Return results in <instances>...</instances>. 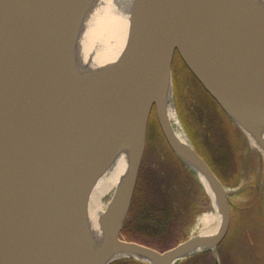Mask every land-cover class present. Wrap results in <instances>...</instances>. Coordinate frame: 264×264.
<instances>
[{
  "label": "water",
  "instance_id": "95a60500",
  "mask_svg": "<svg viewBox=\"0 0 264 264\" xmlns=\"http://www.w3.org/2000/svg\"><path fill=\"white\" fill-rule=\"evenodd\" d=\"M95 0H0V264H109L119 257L176 264L217 247L232 219L229 194L170 117L179 52L227 114L264 150V1L134 0L126 46L97 69L78 65L84 20ZM155 108L169 144L202 172L222 221L161 251L126 240ZM128 165L101 217L90 192L122 151Z\"/></svg>",
  "mask_w": 264,
  "mask_h": 264
},
{
  "label": "rangeland",
  "instance_id": "374dc122",
  "mask_svg": "<svg viewBox=\"0 0 264 264\" xmlns=\"http://www.w3.org/2000/svg\"><path fill=\"white\" fill-rule=\"evenodd\" d=\"M200 98L203 105H205L204 100L209 105L206 91L198 83L180 54L177 52L173 60V83L170 94V104H173L180 126L188 136L190 143L200 151L212 166H215V170L222 173V164L219 162L217 163L212 157L213 153L211 149H214L213 145L215 143L211 139L209 133L205 134L209 125V119L206 115L207 107H205L206 105L203 106L200 104ZM210 108L214 119H216L212 104L208 107L209 112ZM219 127L220 133L224 136H228L225 129L227 126L221 123ZM233 136L231 142L235 143L236 146V167L238 165L236 179L233 183H225L227 188L230 189L228 192L232 219L230 229L218 248V254L222 259V264H264V150H262L256 140H254L248 132H242L238 127H236V132L233 133ZM173 158L174 154L172 153V148L164 135L157 112L154 110L150 117L148 127L147 148L142 163V173L145 172L146 175V171L148 170L150 174L148 167L151 166L149 165L151 163L155 164L154 167L157 170H164L168 163H161L162 165H158V162L160 159L168 161L170 162L168 165L170 169L167 167L165 171L167 175L171 172V176L176 181V185L179 184L180 186L181 181L184 180L185 183H189V185L193 186L195 189L194 194L191 195L179 189H177L179 191L176 190L175 193L176 205L179 198L181 199V197L184 196L182 199H185L182 206L177 205L175 208L177 212L180 207L182 215L179 214V219L178 215L173 217L175 229L173 228L174 237H172V239L179 243L193 235L201 234L197 225L199 222L198 217L203 212H209L212 215L214 213L215 215L218 213V210L215 203L208 199L209 197L197 175H195L188 166H185L186 170L197 183L193 184V180L188 177L186 170H184L179 163L174 161ZM146 160L152 161L151 163H145ZM226 173L229 177L232 176L231 172L227 171ZM140 182L139 185L141 184ZM139 185L137 184V187H139ZM171 185L172 182H167L166 180L164 186L161 188L159 187L157 193L163 194L166 192V189L171 190V188H174L171 187ZM148 186L149 182L146 180L140 187V193L144 196L143 198H146L144 192ZM151 193L153 192L151 191ZM246 223L251 224L253 235L257 241L255 247L248 249L245 248L244 245V236L247 235V229L246 226H244L247 225ZM122 235L125 237L123 231ZM234 235V239H231ZM193 255L183 258L177 264H210L213 261L215 264L214 259L211 261L202 257L198 258L195 254ZM213 256H215V254ZM131 260L132 261L125 264H148L138 260Z\"/></svg>",
  "mask_w": 264,
  "mask_h": 264
},
{
  "label": "trees",
  "instance_id": "16d2710c",
  "mask_svg": "<svg viewBox=\"0 0 264 264\" xmlns=\"http://www.w3.org/2000/svg\"><path fill=\"white\" fill-rule=\"evenodd\" d=\"M192 74L194 75L198 83L202 86V88L206 91V94L208 95L207 102L209 103V105L212 104L216 118L214 119L211 108H210V112L208 111L209 105L206 103V101L204 100V104L206 105L205 106L203 105L202 100L200 98V104L207 107L206 115L209 119V125L206 129L205 134L209 133L211 139L215 143L213 145L214 149H211L213 153L212 157L217 163L219 162L220 164H222V173L219 172L218 170H215L214 165L213 166L211 164L210 165L214 168L215 172L218 174V176L222 179L224 183L227 182L233 183L235 182L236 179V170L238 165L236 167V162H237L235 157L236 146L235 143L231 142V139H233L234 137L233 133L236 132V127H238V125L225 112V110L222 108V106L219 104L216 98L213 97L212 94L205 88V86L201 83V81L197 78V76L193 72ZM221 123L222 124L224 123L227 126V128L225 127V129L228 136H224L220 133L219 125ZM172 153L174 154L173 160L179 163V165L182 166L184 170H186L185 166L187 167V165L185 164V162L180 159V157L174 152L173 149H172ZM151 161L152 160L150 161L146 160L145 163H151ZM161 163H168L169 165L170 162L163 161L160 159L158 165L159 164L162 165ZM149 165H151L150 167H148L150 170V174L148 170L146 171V175L145 172L142 173V167H141L138 185L140 181L141 184L139 185V187L136 188L132 207L123 227V234L125 235L126 238L128 237V240L145 243L163 251L178 243L177 241L172 239V237H174L173 230L175 229L174 227L175 224L173 225V217L178 215V219L180 218V215H182V212H180V207H179V211L177 210V212L175 208L177 207V205L182 206V203L184 202L185 199H182L184 198V196L181 197L182 200L179 198L178 200L179 204L177 203L176 205V200H175L176 190L179 189L180 191H184L185 193L191 195L194 194L195 189L193 186H190L189 183L187 182L185 183L184 180L181 181L180 186L179 184L176 185L175 183L176 181L172 178L171 172L169 173V175H167V172L165 171L168 165L166 166V168H164V170H160V169L157 170L154 167L155 164L151 163ZM227 171L231 172L232 176L229 177L226 173ZM186 172L188 177L193 180V184L196 183L192 175L187 170ZM146 180L147 182H149V186L145 189L144 192L146 198H143L144 196L141 195L140 193L141 191L140 187L143 185L144 181ZM166 180L167 182L169 181L172 182L171 187L174 188H171V190L166 189V192H164L163 194H158L157 192L159 187L160 188L163 187ZM151 191L153 193H151ZM246 224L247 225L244 226H246L247 229V235L245 234L247 236V239L246 236H244V245L245 248L248 249L255 247L257 245V241L253 235L251 224L249 223ZM234 237L235 235L232 236L231 239H234ZM212 252H213L212 250H204L199 254L197 253L198 255L195 254V256L198 258L202 257L204 259L213 261L212 259L215 260V256H213L214 253ZM196 257L194 258L198 259ZM131 259L133 258L120 259L115 261L113 264L129 263V261H132ZM212 263L214 264V261Z\"/></svg>",
  "mask_w": 264,
  "mask_h": 264
},
{
  "label": "bare ground",
  "instance_id": "6f19581e",
  "mask_svg": "<svg viewBox=\"0 0 264 264\" xmlns=\"http://www.w3.org/2000/svg\"><path fill=\"white\" fill-rule=\"evenodd\" d=\"M133 6L134 0L94 1L84 20V27L78 41L77 61L80 68H101L114 62L120 56L128 40ZM170 117L177 136L184 142H190L180 126L172 103L170 104ZM127 165L128 154L124 150L99 177L90 192L88 215L91 229L96 238L102 237L101 217L111 203L115 191L124 177ZM194 173L203 185L208 199L215 203L214 192L208 179L200 171ZM198 220L197 228L201 234H213L218 231L222 217L219 212L215 215L214 213L212 215L209 212H203ZM140 260L149 263L146 259Z\"/></svg>",
  "mask_w": 264,
  "mask_h": 264
}]
</instances>
